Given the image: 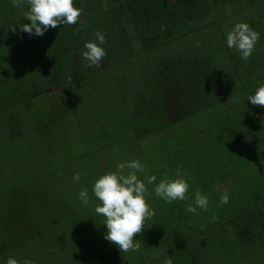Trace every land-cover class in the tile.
<instances>
[{
  "label": "trees",
  "instance_id": "1",
  "mask_svg": "<svg viewBox=\"0 0 264 264\" xmlns=\"http://www.w3.org/2000/svg\"><path fill=\"white\" fill-rule=\"evenodd\" d=\"M74 6L82 9L77 24L37 36L20 31L31 23L23 16L26 3L0 0V137L9 150L17 139L51 135L68 122L80 144L65 166L92 171L95 159L117 150L144 161L155 215L134 237L141 246L131 258L92 238L104 264L167 258L264 264V107L248 100L264 85V0H74ZM240 22L260 34L247 61L227 44V32ZM97 31L105 35L106 56L87 67L84 44L99 43ZM151 146L163 147L157 167L146 162L154 157ZM163 164L169 168L160 170ZM178 170L190 187L185 200L167 203L154 189ZM152 175L156 181L147 184ZM197 189L209 204L194 214L186 209ZM225 190L229 202L221 204ZM13 191L16 201L0 218V264L9 258L24 264L25 244L44 234L29 232L9 244L4 226L13 229L10 237L26 227L18 209L27 190Z\"/></svg>",
  "mask_w": 264,
  "mask_h": 264
},
{
  "label": "rangeland",
  "instance_id": "2",
  "mask_svg": "<svg viewBox=\"0 0 264 264\" xmlns=\"http://www.w3.org/2000/svg\"><path fill=\"white\" fill-rule=\"evenodd\" d=\"M5 84L8 85L7 82ZM67 123L61 122L51 135L28 134L25 139H17L13 142L15 146L12 152L7 142L0 137V218L5 217L8 207L16 201L13 190L18 186L26 188V204L18 209L19 219L26 227L20 226V230L16 228L13 231L15 235L10 237L9 231L13 229L4 226L9 244H13L19 236L17 240H23L29 232L44 229V234L38 240H30L25 244L27 261L32 264H104L95 247L91 245L92 238L95 242L102 241L113 251L116 245L105 239L107 227L103 224L105 218L95 212L100 202L93 194V185L98 180V174L109 170L116 171L119 163L138 158L132 150H117L104 153L99 160L95 159L96 166L92 171L78 168L74 170V165L65 166L70 159L69 154L80 144L79 139L74 137L78 133L76 125ZM262 125L264 128V120ZM156 149L154 146L149 147L154 157L147 155L146 161L155 167L156 160H163L160 154L163 147ZM165 166V169L169 168L167 164ZM147 167L145 166L144 173H137L139 179L144 180ZM162 169L164 164L160 166V170ZM128 171L126 168L125 173ZM76 173L80 174L79 181L73 179ZM62 187L65 195L61 193ZM85 188L88 190L87 204L79 198L80 191ZM147 189L148 194L150 190L148 187ZM129 253L131 252H121L120 255L128 259L131 258ZM104 254L109 255L105 252Z\"/></svg>",
  "mask_w": 264,
  "mask_h": 264
},
{
  "label": "clouds",
  "instance_id": "3",
  "mask_svg": "<svg viewBox=\"0 0 264 264\" xmlns=\"http://www.w3.org/2000/svg\"><path fill=\"white\" fill-rule=\"evenodd\" d=\"M24 3L29 8L23 16L31 23L21 24L20 31L30 35L42 36L49 28H56L61 24L75 25L82 13V9L74 6V0H12L14 7H20ZM11 30L15 32L16 28L12 27ZM226 35L228 47L236 48L241 53V58L247 61L259 41L260 34L247 23L240 22ZM95 37L99 43L88 41L84 44L85 50L82 57L87 67L100 66V62L106 56L105 49L101 47L106 43L105 35L97 31ZM248 100L253 105L264 107V85L257 88L254 95H249ZM126 168L129 170L127 173H125ZM144 171L145 166L139 159L119 163L116 171L102 175L93 185V194L100 202L95 212L105 218L103 222L107 227L105 239L116 245L122 253L139 250L140 242L137 240L134 243V237L137 234H143L146 220L155 215L154 209L146 200L148 192L146 183L137 175ZM73 179L79 181L80 174L76 173ZM156 179L155 175L146 177L147 184H153ZM189 187L188 181L180 177L178 170L176 179H161L154 191L157 197L164 199L167 203H172L176 200H185ZM79 198L84 204L88 203L86 188L80 191ZM228 202L229 195L225 190L220 203L227 204ZM208 204L209 198L197 189L194 193L195 206L189 204L186 211L194 214L197 208L207 211ZM6 264H19V261L9 258ZM24 264H32V262L26 260ZM162 264H173V260L167 258Z\"/></svg>",
  "mask_w": 264,
  "mask_h": 264
}]
</instances>
